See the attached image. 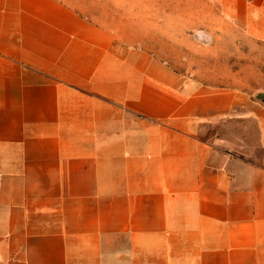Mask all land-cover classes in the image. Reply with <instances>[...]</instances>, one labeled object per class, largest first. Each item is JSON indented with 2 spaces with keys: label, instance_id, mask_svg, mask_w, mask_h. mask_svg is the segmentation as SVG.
Instances as JSON below:
<instances>
[{
  "label": "crops",
  "instance_id": "obj_1",
  "mask_svg": "<svg viewBox=\"0 0 264 264\" xmlns=\"http://www.w3.org/2000/svg\"><path fill=\"white\" fill-rule=\"evenodd\" d=\"M264 45V0H205ZM258 126L256 157L204 131ZM0 264H264V107L60 0H0Z\"/></svg>",
  "mask_w": 264,
  "mask_h": 264
},
{
  "label": "rangeland",
  "instance_id": "obj_2",
  "mask_svg": "<svg viewBox=\"0 0 264 264\" xmlns=\"http://www.w3.org/2000/svg\"><path fill=\"white\" fill-rule=\"evenodd\" d=\"M109 31L122 46L140 48L191 80L235 90L264 107V45L247 37L205 0H60ZM225 154L258 159L259 131L248 119L204 131Z\"/></svg>",
  "mask_w": 264,
  "mask_h": 264
},
{
  "label": "water",
  "instance_id": "obj_3",
  "mask_svg": "<svg viewBox=\"0 0 264 264\" xmlns=\"http://www.w3.org/2000/svg\"><path fill=\"white\" fill-rule=\"evenodd\" d=\"M257 99H259L261 102H264V94H258Z\"/></svg>",
  "mask_w": 264,
  "mask_h": 264
}]
</instances>
